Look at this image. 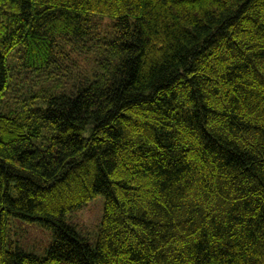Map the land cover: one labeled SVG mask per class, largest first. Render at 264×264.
Here are the masks:
<instances>
[{
	"label": "trees",
	"instance_id": "obj_1",
	"mask_svg": "<svg viewBox=\"0 0 264 264\" xmlns=\"http://www.w3.org/2000/svg\"><path fill=\"white\" fill-rule=\"evenodd\" d=\"M0 264H264V0H0Z\"/></svg>",
	"mask_w": 264,
	"mask_h": 264
},
{
	"label": "rangeland",
	"instance_id": "obj_2",
	"mask_svg": "<svg viewBox=\"0 0 264 264\" xmlns=\"http://www.w3.org/2000/svg\"><path fill=\"white\" fill-rule=\"evenodd\" d=\"M10 194L11 196L16 195L13 186H11ZM104 207L105 198L100 195L74 213L79 220L80 228H84L88 233L91 246L96 245ZM6 242L12 248H20L39 257H45L54 243V234L39 223H28L17 218H10L7 222Z\"/></svg>",
	"mask_w": 264,
	"mask_h": 264
}]
</instances>
